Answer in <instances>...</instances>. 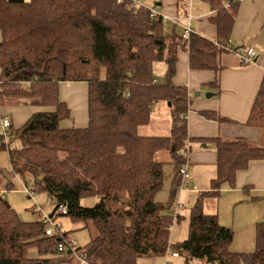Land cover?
Returning a JSON list of instances; mask_svg holds the SVG:
<instances>
[{"label":"trees","instance_id":"16d2710c","mask_svg":"<svg viewBox=\"0 0 264 264\" xmlns=\"http://www.w3.org/2000/svg\"><path fill=\"white\" fill-rule=\"evenodd\" d=\"M238 1L229 0L233 6ZM211 2L218 11L212 18L221 35L217 44L196 33L187 42L174 28L166 32L161 18H151L147 8H136L131 0H0V118L9 117L1 113L6 107L40 109L20 127L8 118L10 126L0 132V162L7 153L11 166L6 173L0 164V180L7 177L12 190L13 178L27 183L30 175L35 191L55 202L50 216L93 227L96 236L75 249L87 264H138L171 250L175 218L169 214L171 203L164 205L157 196L165 165L184 163L189 140L188 92L173 84L178 53L188 49L193 70L218 71L224 51L219 45L227 46L234 23L222 0ZM159 62L167 66L164 83H154ZM64 82L87 84L89 121L84 128L62 125L71 114L60 98ZM160 102L171 104V134L140 135ZM245 125L264 130V78ZM210 142L218 154L217 176L211 192L201 193L191 209L188 236L173 251L185 264H264V222L257 225L255 252L233 253L234 230L203 210L207 197H218L221 186L233 185L239 171L264 160V148L244 139ZM160 153L168 160L157 159ZM179 186L177 172L172 201ZM85 198L96 202L84 206ZM61 207L66 214H58ZM69 240L62 233L47 237L45 224L24 221L0 195V264L78 262L72 248L58 250ZM32 246L41 258L28 256Z\"/></svg>","mask_w":264,"mask_h":264},{"label":"crops","instance_id":"0c3cea01","mask_svg":"<svg viewBox=\"0 0 264 264\" xmlns=\"http://www.w3.org/2000/svg\"><path fill=\"white\" fill-rule=\"evenodd\" d=\"M188 1L187 7L180 4L179 0H160L159 4L162 7L161 12L170 17L183 18L191 15L196 34L215 43L220 41L221 35L218 27L212 22V18L217 16L218 11L211 0ZM222 5L233 13L234 23L229 32V39L223 41L231 50H224L219 54L218 71L191 69L189 51L185 48L179 50L177 74L173 79L175 86L187 89L190 99H188L189 110L186 119L189 135L187 160L191 177L183 191L178 192L174 198L184 208L189 206L192 209L201 193L212 190V182L217 176L218 154L211 140L217 138L224 141L244 139L252 146L264 148V130L245 125L264 78V0H239L236 6L230 4L229 0H222ZM173 25L175 32L181 35L183 28L179 26L177 29L178 25ZM243 49L255 51L256 58L253 62L243 63V59L237 52ZM159 65L162 66L156 67L159 69L161 67L166 74V64ZM154 80L160 83L156 76ZM199 93L202 95L199 96ZM60 98L71 111L70 117L62 123L63 127H86L89 121L87 84L84 82L62 83ZM155 107L156 112L151 115V120L159 114L165 117V121H157L156 131H153L156 135L145 136H169L172 127L171 107L166 102H160ZM37 111L40 109L25 105L1 109V113L9 116L7 118L15 127L22 126ZM151 123L152 121H150V126ZM160 155L163 156V161L168 160L165 153H160ZM0 164L4 170L7 167L10 173L11 166L7 153L2 154ZM165 166L172 167L168 172L164 167L162 191H165L166 196L161 203L164 205L171 203L169 208V214H171L170 211L174 208L171 191L178 167ZM4 180L5 183L7 182L6 186L3 185V188L0 186L3 198L5 187L7 190L8 184V180L6 178ZM14 184L18 187L22 185L19 179H15ZM263 198L264 160L254 161L246 170L239 171L233 185L225 183L221 186L218 197L205 199L204 212L218 216L221 226L234 230L235 237L231 245L233 253L255 252L257 225L264 222ZM94 201L96 202V199ZM182 214L178 215V221L184 219ZM39 219L29 221H39ZM79 226L83 227V224H76L73 229L76 230ZM183 238L179 242H183L187 237ZM75 262L76 260L71 259L64 264H75ZM190 264L205 263L193 260Z\"/></svg>","mask_w":264,"mask_h":264},{"label":"rangeland","instance_id":"374dc122","mask_svg":"<svg viewBox=\"0 0 264 264\" xmlns=\"http://www.w3.org/2000/svg\"><path fill=\"white\" fill-rule=\"evenodd\" d=\"M143 2L146 5L152 6L153 4L159 3L158 0H143ZM188 0H186V4L183 3V5H186V7L188 6ZM158 10H162V7L158 6L157 8ZM164 27H165V31H171V29L174 27L173 23L170 21H166L164 23ZM179 26L182 27V25H178L176 28L179 29ZM159 64H163V63H156V65L154 66V73L155 76L157 77V79L160 81V83H164L165 81V73L163 72V70L158 68ZM158 66V67H156ZM158 68V69H157ZM157 105V104H156ZM155 105V106H156ZM153 107L152 110V115L155 114L156 112V107ZM156 114L157 117H154L151 121H152V125L150 126H145V127H141L139 130L140 135H156L153 134V131L155 130L156 124L158 120H162L165 121V117L162 115ZM0 132H4V129L1 127L0 128ZM157 159L159 160H163V156L162 155H158ZM182 165H180L178 167V170L180 169ZM172 167V166H171ZM170 166L167 167L165 166L167 172L169 171V168H171ZM177 170V171H178ZM5 172L8 173L7 171V167H5ZM27 183H25L21 178L19 177H15L12 179V182L14 184V180L15 179H19L21 180L22 185H20V187L18 186H14V189L12 190H6L5 187V194H4V199L6 201H8V203L11 205V207L20 215V217L24 220V221H29V220H37V219H41L42 216H47L50 213L53 212L54 208H55V202L53 199H51L49 197L48 194L44 193V192H35L33 191L34 188V184H33V179L30 178V175L27 176ZM4 178H6L8 180L7 177H2L0 180V186L3 188V185L6 186V183L4 182ZM15 185V184H14ZM164 186V185H163ZM26 189H30L31 192L30 194L26 193ZM1 195V192H0ZM166 193L165 191H161L158 196H157V201L161 202L163 201V199L165 198ZM94 199L93 198H85L82 200V204L84 206H88V207H92L95 203H94ZM174 203V208L172 211H170V215L173 218H176L175 215V206L177 204L176 200L173 201ZM172 203V204H173ZM190 207H186L184 208L181 212H179V215H183L184 219H180L178 220H174V223L172 225L171 228V239H170V245H171V250H169V252L163 256V257H159L158 259H154L151 257H143L139 260L138 264H185L184 262V258H182L181 256L178 258H175L172 256V252L173 251V246L181 243L179 241H181L182 239H184L183 237H187L188 234V220L187 218L189 217V211H190ZM38 210V213H36ZM39 219V220H40ZM58 225V226H57ZM76 225L75 222H73L69 217H56L54 220V224H49V228L56 233L57 231L62 233V234H68L69 238L72 239L77 247H84L86 244L89 243L91 237H95L96 232L94 230L93 227L90 228H83L82 226H79L76 228V230H74V226ZM58 227V229H57ZM74 228V229H73ZM92 235V236H91ZM179 242V243H178ZM176 252V251H175ZM28 256L31 259H38L41 257V254L39 252V249L37 248V246H32L28 249ZM66 261H69V259H57L55 260V264H64L66 263Z\"/></svg>","mask_w":264,"mask_h":264},{"label":"built area","instance_id":"2783aa9c","mask_svg":"<svg viewBox=\"0 0 264 264\" xmlns=\"http://www.w3.org/2000/svg\"><path fill=\"white\" fill-rule=\"evenodd\" d=\"M121 1V0H120ZM132 4L134 7L136 8H147L150 12V16L151 18L157 19V18H161L164 22L166 21H171L173 24L175 25H182L183 28V32H182V38L185 41H189L191 38L192 34H195V30L193 28L192 25V18L191 15H187L184 16L183 18H179V17H170L167 14H164L163 12H161L160 10H158L156 7H152L149 5H146L143 0H131ZM217 44V43H216ZM219 45V44H218ZM220 47H222V50H231L229 48H227V46H223V45H219ZM238 54L241 56V58L243 59V63L244 64H249L251 62H253L254 58H256V53L253 49H243L240 51H237ZM154 83H157V81L154 80ZM199 96H201L202 94H198ZM190 100V99H189ZM0 126L4 129V131L10 126V121L9 119L6 118H0ZM187 153H188V144L186 145V149L183 152V157H184V163L182 164V166L180 167V169L178 170V176L180 178V186L178 189V192L181 193L184 189V187L186 186V184L188 183L191 174H190V165H189V161L187 160ZM33 191H35V188H33ZM31 190L30 189H26V193L30 194ZM36 192V191H35ZM184 209L183 205L180 204L179 202H177L176 206H175V215L176 218L179 215V212H181ZM66 214V209L65 208H60L58 211V214ZM58 217V215H54V216H50L49 215H45L42 216L41 219L39 221H41L43 224L46 225V236L51 237V236H58L60 232H56L54 233L50 228H49V224H54V220L55 218ZM175 218V219H176ZM58 226V225H57ZM58 229V227H57ZM76 244L75 242L70 239L68 241V243L65 244H60L58 246V250L59 252H64L66 251L68 248H72V250L74 251L76 249ZM74 255L75 257L78 259L79 264H87L86 260L84 259V256L82 253H79L78 251H74ZM173 257H179V254L177 252H173L172 253Z\"/></svg>","mask_w":264,"mask_h":264},{"label":"water","instance_id":"95a60500","mask_svg":"<svg viewBox=\"0 0 264 264\" xmlns=\"http://www.w3.org/2000/svg\"><path fill=\"white\" fill-rule=\"evenodd\" d=\"M161 4H159V6H160ZM207 97H209V95H207ZM169 106H171V104L169 103Z\"/></svg>","mask_w":264,"mask_h":264}]
</instances>
